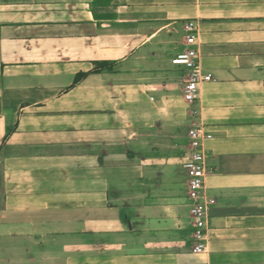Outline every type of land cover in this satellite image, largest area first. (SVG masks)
Instances as JSON below:
<instances>
[{
	"label": "crops",
	"instance_id": "0c3cea01",
	"mask_svg": "<svg viewBox=\"0 0 264 264\" xmlns=\"http://www.w3.org/2000/svg\"><path fill=\"white\" fill-rule=\"evenodd\" d=\"M190 21L193 104L172 62ZM196 263L264 264V0H0V264Z\"/></svg>",
	"mask_w": 264,
	"mask_h": 264
},
{
	"label": "built area",
	"instance_id": "2783aa9c",
	"mask_svg": "<svg viewBox=\"0 0 264 264\" xmlns=\"http://www.w3.org/2000/svg\"><path fill=\"white\" fill-rule=\"evenodd\" d=\"M187 31L186 43L188 47L175 55L174 64L183 65L189 70L183 87V98L193 104L199 94L201 82L211 79L210 73H203L199 67L198 53L193 47L196 42V27L194 22L185 24ZM204 127L194 125L188 131L189 151L184 161V168L188 175V197L190 200V215L193 221L192 252L201 254L206 246V221L208 208L215 203L214 198L208 197L205 191V177L207 174L203 140L210 138ZM203 264V263H196Z\"/></svg>",
	"mask_w": 264,
	"mask_h": 264
},
{
	"label": "trees",
	"instance_id": "16d2710c",
	"mask_svg": "<svg viewBox=\"0 0 264 264\" xmlns=\"http://www.w3.org/2000/svg\"><path fill=\"white\" fill-rule=\"evenodd\" d=\"M107 66H112L111 64H108V63H100L96 68H95V71H101L102 69H105V67ZM80 77H78L76 79V81L79 79Z\"/></svg>",
	"mask_w": 264,
	"mask_h": 264
}]
</instances>
